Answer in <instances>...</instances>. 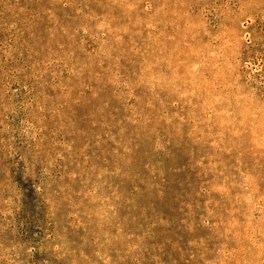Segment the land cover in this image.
<instances>
[{
	"label": "rangeland",
	"instance_id": "obj_1",
	"mask_svg": "<svg viewBox=\"0 0 264 264\" xmlns=\"http://www.w3.org/2000/svg\"><path fill=\"white\" fill-rule=\"evenodd\" d=\"M0 264H264V0H0Z\"/></svg>",
	"mask_w": 264,
	"mask_h": 264
}]
</instances>
